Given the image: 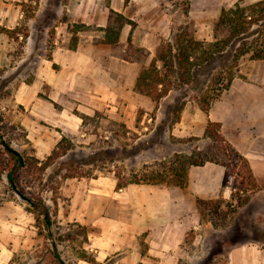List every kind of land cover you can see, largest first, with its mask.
<instances>
[{"label":"rangeland","instance_id":"obj_1","mask_svg":"<svg viewBox=\"0 0 264 264\" xmlns=\"http://www.w3.org/2000/svg\"><path fill=\"white\" fill-rule=\"evenodd\" d=\"M112 1L93 0L92 16L99 20L108 16L106 28H100L95 24L84 27L82 24L72 22V15L80 14L82 9L78 5H73L78 4L79 0H45L43 5L34 1L22 7V25L16 27L15 31L0 29L2 34L0 35V133L8 138L11 147L22 155L36 157V147L26 138L20 126V115L24 109L16 102V92L23 82H31L36 60L40 56H50L60 33L58 27L63 26V29H66L61 24H68L71 36L66 45L70 47L75 46L79 38L77 34L81 30L87 32V37H93L96 43L103 41L106 29L116 32L120 28L121 21L109 13ZM129 1L127 0L126 3ZM238 1L240 0H161V9L168 14L169 35L162 43L174 41L176 35L186 27L193 32L195 39L212 42L214 27L221 10L233 7ZM256 1L259 0H244L245 4ZM133 2L141 3L140 0ZM116 51L117 56L125 60L137 61L143 64V67L151 65V54L145 49L129 46L125 53L121 54L119 48ZM248 61V58L240 61L239 69H246L249 65ZM215 66L217 67L218 63L213 65V68ZM208 83L209 74L206 73L200 78L197 88L196 85H191L185 89H173L169 95L154 102V105L149 106L142 102V105L135 110L131 109L128 101L122 100L119 102V113L122 118L117 121L126 125L129 132L114 126L104 118L106 117L104 114L100 113V117H95L94 114L95 118L88 120L84 125V132L86 131L88 135L69 137L77 146L76 150L56 159L54 165L46 172L44 178L53 175L61 163L70 160L85 164L80 171L83 175L92 169L89 177L73 178L74 185L71 192L78 208L75 219L84 222L83 217L86 215L90 217L89 211L93 209V220L98 225H102L103 231L95 226H86L89 244L84 246L94 257L96 253L89 246L90 239L102 236L101 232L105 234V242L102 245H119L123 239L133 237V232L132 235L128 234L123 219L126 207L128 210L126 214L132 215L129 211L131 207L127 205L124 207V204L119 203L121 198L119 193L122 191H117L114 187L115 171L128 177L133 173L142 174L146 170H163L160 165L166 163L168 164L166 167H170L172 158L176 154L190 155L195 150L208 151L212 148V141L201 132L202 118L197 115V99L207 89ZM182 93L188 96L185 111L179 114V122L175 123L176 116L173 109L181 102L178 99ZM74 112L81 114L76 109ZM134 146L136 150H133ZM108 148L123 159L116 164L99 167L98 170L88 164L94 154ZM236 173H240L244 179L236 177ZM247 175L246 169L239 165L234 175L230 177L228 187H222L220 197L204 200L218 202V208L206 205L202 206L201 211L195 206L197 201L202 199L197 198L196 201L191 194L187 198L171 196L170 192L179 191V187L169 184L132 185L138 196L133 200L136 210L132 209L134 213L138 212V215L132 218V223L134 226L144 224L141 215L149 218L150 226L154 229L137 235L133 245L121 249L117 246V252L110 254L104 262L97 261V263L227 264V254L233 246L264 241V213L261 211V205L250 204L251 196L258 191L251 193L249 189L251 183ZM58 183L57 220L64 228L62 233L66 234L69 233L68 223L76 229L73 224L77 222H69L64 217L70 210L71 192L67 190L65 194L64 180ZM6 187V178L0 177V264H4L8 256H11L10 245L23 235L19 226L33 229L38 234L33 215L26 212L23 201L11 195ZM186 188L187 185L182 190ZM146 189L168 191V197L158 195L153 199H148L147 196L145 198L143 191ZM232 192L234 199L230 196ZM45 196L53 208L50 199L54 196L50 193ZM181 200L188 201L186 210L177 209L174 205V201ZM240 200H246L247 203L239 207ZM43 239L38 247L20 248L7 264H56L46 250L50 244ZM60 249L64 253V258L73 262L71 248L60 247Z\"/></svg>","mask_w":264,"mask_h":264},{"label":"crops","instance_id":"obj_2","mask_svg":"<svg viewBox=\"0 0 264 264\" xmlns=\"http://www.w3.org/2000/svg\"><path fill=\"white\" fill-rule=\"evenodd\" d=\"M34 1H38L40 5L45 4V0H0V29L15 31L16 27L22 25V7ZM140 1V4L133 0L128 3L127 0L112 1L109 13L113 10L136 24L135 28L130 25L123 26L117 44H107L104 39L96 43L93 37H87V32L81 30L77 34L79 38L75 46L70 47L66 45L71 36L68 24H61L66 29H63V26L58 27L60 33L50 56H40L36 60L31 82L21 84L15 99L24 109L20 115V126L26 138L35 145L36 158L40 161L47 159L64 137L88 135L84 132L83 120L75 114V109L80 115L93 117L99 112L108 119L117 121L122 118L119 113V102L122 100L128 101L132 110L141 106L142 102L149 106L154 105L152 99L139 94L135 89L141 71L149 66L143 67V64L137 61L125 60L116 53L118 48L122 54L129 46L139 47L147 50L153 61L163 44L162 41L169 36L168 14L161 9V0ZM93 4V0H79L78 4H73L82 9L80 14L72 15V22L84 27L95 24L106 28L109 17L99 20L92 16ZM248 62L246 69H239L229 90L212 105L210 113L205 114L198 106L197 115L202 118V134H205L209 120L221 124L222 135L247 159L254 179L261 187L251 196L250 204L261 205V211L264 213V61ZM224 178L225 169L220 165L208 163L202 167H192L188 171L187 188L170 193L171 196L180 198H187L191 194L196 201L197 198L213 200L220 197ZM64 181L66 194L67 190L71 192L74 179ZM114 187L116 189V184ZM153 189L144 190V197H168V191ZM121 191L119 203L124 204V207H131L129 211L132 215L126 214V207L123 219L128 234L132 235L133 232V237L123 239L119 245H102L105 242L104 232H101L102 236L90 239L89 246L95 251L96 261L100 263L110 254L117 252V246L121 249L133 245L137 235L154 229L150 226L149 218L141 215L140 218H143L145 223L140 226L133 225L132 218L138 215V212L134 213L132 210H136L133 200L138 197L137 191L132 185ZM72 195L71 192L70 210L68 215L64 216L66 220L84 226H95L103 231L102 225H98L92 218L93 209L89 211L90 217H86L85 212L84 222L75 219L78 208ZM187 202L174 201V205L177 209L186 210ZM146 205L147 203L144 209ZM195 208L198 209L197 203ZM19 229L23 235L10 245L11 256H8L4 264L9 263L13 254L20 248L38 247L42 242L43 237L35 233V230L24 226H19ZM79 264L91 263L81 261ZM227 264H264V241L233 246L228 251Z\"/></svg>","mask_w":264,"mask_h":264},{"label":"trees","instance_id":"obj_3","mask_svg":"<svg viewBox=\"0 0 264 264\" xmlns=\"http://www.w3.org/2000/svg\"><path fill=\"white\" fill-rule=\"evenodd\" d=\"M110 14L120 19V28L113 32L106 29L104 42L117 44L119 42L121 28L130 25L135 28L136 24L123 15L110 10ZM131 47V46H130ZM249 61H264V0L245 4L244 0L238 1L231 8H223L218 21L214 27V40L212 42L199 41L193 37L189 27L182 29L176 35L174 41H167L158 49L156 57L148 68L141 71L136 91L158 102L173 89H185L191 85H199L200 78L209 74V83L202 96L197 99L198 106L205 114H209L212 105L220 100L224 92L229 90L233 80L239 72V63L243 59ZM218 66L213 68V65ZM186 93H182L178 101H181L174 109L176 116L175 123L179 122V114L186 106ZM86 125L88 120L100 117L96 112L95 117H87L75 113ZM114 126L129 132L126 125L118 121L110 120ZM221 124L209 120L204 136L209 138L213 146L208 151L195 150L190 155L176 154L170 163L161 164L163 170H146L142 174L133 173L124 176L121 172L115 171L116 190L120 191L131 185H163L169 184L173 187L185 188L188 180V171L192 167H202L208 163L220 165L225 169L223 188L228 187L230 177L239 165L247 171L250 180L251 193L260 190L256 183L250 165L222 135ZM77 146L72 139L64 137L52 154L45 160L40 161L36 157H27L11 147L8 138L0 133V177L7 180V190L13 196L18 197L25 204L27 213L33 215L38 235L42 236L50 247L46 250L48 255L56 264H79L85 261L91 264H98L96 257L90 254L84 246L89 244L87 227L78 223H68L69 233L63 234V227L57 220L58 216V191L59 181L78 177L91 176L92 169L83 175L85 164L68 161L61 163L58 170L51 176L44 178L48 169L53 166L56 159L62 158L68 152L75 151ZM137 148L134 146L133 150ZM17 152V153H15ZM117 153L111 149H102L91 157L88 164L98 170L105 165H113L122 160ZM82 166V167H81ZM81 175V176H80ZM236 177H241L236 173ZM242 180L244 179L241 177ZM37 185V189H35ZM54 197L50 199L53 208L49 205L47 194ZM234 199V193H231ZM247 203L246 200L239 201V207ZM218 208V202L197 201V208L201 211L202 206ZM204 210H202L203 212ZM82 236V239H80ZM62 248H71L73 262L64 258Z\"/></svg>","mask_w":264,"mask_h":264},{"label":"water","instance_id":"obj_4","mask_svg":"<svg viewBox=\"0 0 264 264\" xmlns=\"http://www.w3.org/2000/svg\"><path fill=\"white\" fill-rule=\"evenodd\" d=\"M15 153H17V152H15Z\"/></svg>","mask_w":264,"mask_h":264}]
</instances>
